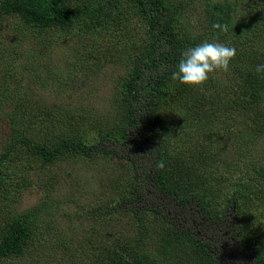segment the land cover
<instances>
[{"label": "trees", "instance_id": "obj_1", "mask_svg": "<svg viewBox=\"0 0 264 264\" xmlns=\"http://www.w3.org/2000/svg\"><path fill=\"white\" fill-rule=\"evenodd\" d=\"M202 10L204 31L193 37L183 32L182 41L164 0H0V23L16 19L24 41L31 42L35 35L41 46L47 47L60 35L89 34L92 44L99 45L88 54L96 60L104 58L97 68L105 64L122 68L112 104L116 114L112 109L114 118L97 125V139L89 142L88 129L95 118L36 92L35 88L45 83L38 79L40 69L35 64L25 67L29 80L22 84L13 76L12 70L19 72L17 64L5 58L6 69H2L6 76L20 82L11 88L12 107L2 112L10 136L0 149V200L13 196L8 192L9 185L15 191L22 187L21 168L16 174V170H8L14 158L20 160L31 154L41 165L51 166L64 156L103 152L112 140L135 150V156H151L139 165L137 161L143 157L134 159L128 153L134 170L130 176L142 193L146 187L153 193L160 189L182 206L191 198L196 203L202 200L199 207L210 216H214L211 212L216 213L218 204L234 207L242 216L244 207L260 189L256 187L264 188V155L248 151L253 138L264 131V73L256 72V66L264 64V0H206ZM215 23L227 25L228 30L213 29ZM205 41L236 49L229 70L222 71L221 76L210 74L200 87L173 80L172 72L182 52ZM36 48L34 45L30 53L27 46L28 55ZM159 105L171 110L183 134L197 132L186 140L193 146L186 149L188 154L179 145L181 149H174L175 154L179 151L175 161L168 164L161 157L163 145L156 142L152 128L154 110ZM214 142L227 143L223 154L217 155L222 149H210ZM223 157L230 159L219 163ZM158 161L164 162L163 169L157 168ZM206 162L210 163L208 167L203 165ZM219 167L228 173L238 171L239 176L228 188L223 174L215 171ZM51 206L44 200L20 211L0 210V263L34 258L41 264H219L209 243L197 240L191 232H175V225H165L154 249L146 246L145 234L134 233L122 234L123 241L109 247H99L100 241L92 245L90 240L88 247L83 238L62 239L60 255L53 249L48 253L43 245L47 228L42 216ZM138 221L137 230L139 225L145 228L148 224L144 219L141 224V217ZM244 224L242 218L236 239L252 250V264H264V225L254 230ZM46 225L51 228L50 223Z\"/></svg>", "mask_w": 264, "mask_h": 264}, {"label": "rangeland", "instance_id": "obj_2", "mask_svg": "<svg viewBox=\"0 0 264 264\" xmlns=\"http://www.w3.org/2000/svg\"><path fill=\"white\" fill-rule=\"evenodd\" d=\"M164 1L169 6L173 28L182 41L185 36L183 32L193 37L204 31L202 9L206 0ZM17 23L14 18L0 23V106L3 107V110L0 108V118H3L0 120V149L10 136L9 127H4L6 121L2 112L7 106L13 105L10 94L14 91L11 88L16 87L20 81L27 84L29 72L25 67L31 64L40 69L38 79L45 83L40 89L35 88L36 92L43 93L71 109H82L95 118L92 128L88 129L90 133L87 137L89 142L95 141L97 125L114 118L112 109L116 114L112 104L122 68L115 64H105L97 68L104 58L101 56L96 60L95 56L88 54L99 45L92 44L89 34L60 35L44 47L35 35L31 42L24 41L26 37L20 33ZM47 39L48 37L45 38V43ZM34 45L37 46L36 50L28 55L27 46H30L31 53ZM5 58L17 64L19 72H12L20 81L13 80V76H6L2 69V66L6 69ZM216 73L218 76L223 74L222 71ZM154 116L152 128L155 130L156 142H159L160 146L163 145V150L160 151L163 161L167 164L174 162V156L179 153L178 151L175 154L174 149H181L179 145L184 146L181 151L185 155L188 154L186 149L190 150L193 146L186 140L192 139L197 132L193 130V134H183L182 128L173 120L171 110L166 111L160 105L154 110ZM27 132L30 130L27 129ZM253 140L252 149L248 151L253 154L259 151L264 155V131L258 133ZM111 141L107 142L105 152L64 156L65 158H60L51 166L41 165L39 159L31 154H25L20 160L14 158L15 163L9 166L8 170H16V174L21 168L18 173L23 179L22 187L15 191L13 186L9 185L8 192L13 196L0 200V210L7 209L3 213L9 210L20 211L40 201H49L52 205L50 211L42 216L46 219L44 227L47 228V241H44L43 245H46L48 253L53 249L60 255L63 249L59 247V241L62 239L70 241L83 238L88 247H91L88 240L92 245L100 241L99 247H109L111 243L118 246L124 239L123 235L134 236V233H140L141 236L145 234L146 246L154 249L157 246L155 241L161 239L165 225H175V232H191L197 240L209 243L211 252L219 264H250L253 252L238 243L240 240L236 239L235 232L242 227V218L245 222L243 227L249 229L258 230L264 225L262 185L256 187L260 189L255 191L251 201L244 207L246 209L242 216L234 207L228 208L221 204L217 205L216 213L211 212L214 216H210L211 214L199 207L203 203L202 200L196 203L191 198L189 204L182 206L160 189L153 193L146 187L142 193L130 176V172L134 170L131 169L128 153L134 156L131 157L134 159L143 157V160L137 161L139 165H143L151 156H135V150ZM226 145L224 142H214L210 149H222L217 152V155H220L227 149L224 147ZM223 158L219 163L230 159ZM26 160L29 161L22 164ZM28 164L33 167L27 168ZM203 165L208 167L210 163ZM215 171L223 174V183L227 188L239 176L238 171L228 173L224 167ZM154 207H159L161 211ZM139 217L141 224L143 219L148 224L145 228L139 225L138 231L136 224H139ZM47 223H50L51 228ZM33 259L5 260L0 264H29L30 261L31 264H41ZM78 259L79 257L76 261Z\"/></svg>", "mask_w": 264, "mask_h": 264}, {"label": "clouds", "instance_id": "obj_3", "mask_svg": "<svg viewBox=\"0 0 264 264\" xmlns=\"http://www.w3.org/2000/svg\"><path fill=\"white\" fill-rule=\"evenodd\" d=\"M213 29L226 32L227 25L213 24ZM236 56L234 47L226 46L219 42H203L194 47H189L182 52L181 59L172 72L171 78L180 84L200 87L204 85L209 75L216 71L227 72L230 62ZM257 73H264V64L256 66ZM164 162L158 161L157 168L163 169Z\"/></svg>", "mask_w": 264, "mask_h": 264}, {"label": "flooded vegetation", "instance_id": "obj_4", "mask_svg": "<svg viewBox=\"0 0 264 264\" xmlns=\"http://www.w3.org/2000/svg\"><path fill=\"white\" fill-rule=\"evenodd\" d=\"M250 264H252V261L250 262Z\"/></svg>", "mask_w": 264, "mask_h": 264}]
</instances>
